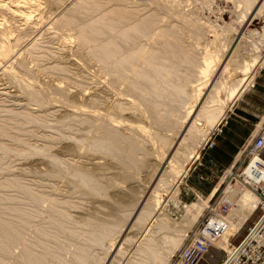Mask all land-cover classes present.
<instances>
[{
  "label": "rangeland",
  "instance_id": "obj_1",
  "mask_svg": "<svg viewBox=\"0 0 264 264\" xmlns=\"http://www.w3.org/2000/svg\"><path fill=\"white\" fill-rule=\"evenodd\" d=\"M5 1L8 7L0 8V31L3 29L0 32L3 36L0 41H2L1 44L4 42V45L0 46V264H27L24 259L27 252L35 253L34 255L37 258L44 261H42V264H69V262L70 264H109L113 261H117L115 264H132L134 261L131 262V259L135 256L136 245L138 244L136 240L140 239L138 236L140 235V229L133 227V224L138 212L145 205V201L150 207L153 206L154 200L149 198H151L152 190L156 186L155 183L158 182L157 179L162 173L163 175L167 173L164 177L167 178L169 187L166 191V185L163 184V187L159 186L160 189L158 187L155 193L164 212L171 216V220L176 223V229H180L176 232L182 236L181 243L170 254L171 256L168 257L165 264H168L182 243H192L193 234L196 231L194 229L201 221L202 224L205 223L210 212L219 211V217L229 220V217H231L229 215L235 210V202L233 201L235 192L243 187L250 189L249 186L243 184V176L245 175L244 178L246 177L245 179L251 180V182L255 180L253 177L248 178L249 175H247L245 169L252 162L251 158L253 159L254 155L249 148L255 138L260 135L264 136V128L261 127L259 131H255L251 139H247L248 143L244 148L245 150L238 160L229 166L222 167L210 156V152H212L215 140L220 135L223 125L236 102L249 88L254 87L256 77L264 69V59L253 68L252 74H248L246 80L239 85L240 89L243 88L242 94L229 103V108H225L226 112L222 116L223 118L217 123L218 125H215L216 127H212L214 129L207 128L208 126L205 125L204 120H199L196 125L200 129L205 128V134L204 137L201 134V137L199 135L194 138V134L192 136L191 134L188 135L186 128L192 117H194L193 113L198 112L201 103L207 96L210 90L209 84L212 81L219 79L222 82L223 80L225 85L230 86L242 77L240 70L242 62L247 61L251 54L264 55V18L262 19L264 9L261 13L262 17L259 16L260 14L255 15L258 6L264 0H256L252 9L249 12L246 11L245 19L241 17L245 15L243 13L246 10L244 0L242 3L241 0ZM27 1L29 4H26ZM78 1H82L83 4L78 3ZM87 2L91 5L88 6ZM17 5L19 9L16 8ZM122 7L123 9H121ZM119 8L120 10H118ZM17 10L18 12H16ZM23 12L24 14H22ZM26 12L29 15L31 14L27 21L23 17L27 15ZM114 12L116 14L118 12V15L115 16ZM119 14H122L121 18ZM68 15L71 18L69 21L72 22H69L70 24L67 23ZM124 16L126 18L123 20L122 17ZM65 17L66 21L64 20ZM97 17H101L99 20L102 19L100 21L104 20L106 23L110 22L112 18L114 22L119 20V22L124 23H119L121 27L133 25L135 22L138 24L141 19L142 21L149 20L145 22L147 28L143 26L144 23L142 22V28L144 27L145 30L135 40L131 39V43L116 38L119 41L117 43L123 45V48L124 46L127 47V49L122 50L124 54L136 50V48L139 49V47L145 50L148 47L150 48L148 49L155 56L154 60L157 63L161 61L160 64H164L162 67L166 66V69L168 68L167 70L171 72L170 78L167 77L168 79L166 78V81H164V83L167 82L162 90L164 92L167 89L164 93L171 92L172 88L169 83H172V81L178 82L177 80H179L184 82L182 83L184 85L187 83L186 90L192 96V86L203 85L204 90L196 107L190 114L191 116L189 115L186 118V114L190 109L189 106L195 102V96L192 97L190 94L184 96L182 94L174 97L175 95L172 96L170 93L169 98L166 97L167 95L163 98L164 93L162 95L159 93L156 96L154 95V98L150 97L153 101H159L160 103L163 99V102L167 99V103L164 102L166 105H163V103L162 105L167 108L165 110H168V108L173 109L176 122L174 118L167 117L166 113L170 110L161 111L166 112L161 116V113L151 111L152 101H147V103L151 102L147 105L146 100H143L144 93L139 87L147 89L145 88L147 83L144 82L146 80L138 81L139 79L131 75L129 71L124 75L126 80H119L118 77H115L116 74L112 75L115 71L110 73L102 68V65L93 56L94 52L91 51L93 43L96 44L97 40L99 41L102 37H99L97 33V35L95 33L90 34L93 37L89 35L91 44L88 42V45H85L87 42L82 44L85 41L82 40L81 43L82 38H79L81 36L79 33L83 30L80 31V28L87 29L91 22H93L91 24L93 26V19L99 21ZM62 19L67 26L62 23ZM86 22L89 23L88 26H82ZM163 31H165L164 35L167 36L160 34ZM104 35L100 36H103V40L105 37L106 40L108 36H115L116 34L106 30ZM162 37H165L164 39L167 42ZM101 41L100 39L97 43H102ZM89 45L92 46L89 47ZM121 49L119 50L120 53ZM218 49H221L220 53L224 54L222 57L220 56L215 72L211 75L212 78H209L210 81L207 84L198 73V67L201 61L209 56L205 54L206 52L214 55L219 53ZM147 52L150 55L149 51ZM160 52L161 54H159ZM226 64L229 66L228 70H222ZM147 67L148 65L145 62L140 64V70L143 72L149 71L150 68L147 69ZM135 83L138 84V91L135 90L137 87L135 89L131 87V84L135 86ZM205 83L207 84L206 87ZM120 93L123 95L122 97ZM224 94V91H220V96L224 97ZM140 102L145 106L147 105L146 111H150L147 119L140 116V110L135 111L137 103ZM134 105L136 109L133 108ZM78 106H81L80 108L84 106L87 110L85 112L76 110V108H79ZM120 106L124 110L119 109ZM110 107L114 111H110ZM107 109L109 110L107 111ZM115 111L116 114L113 113ZM164 115H167L166 117L169 120ZM169 115L171 114L169 113ZM136 123L144 125L147 129L149 128L148 130L158 145L150 141V136L148 138L139 129H136ZM157 134L167 136L166 138L170 137L168 141L171 140L173 144L170 152L162 159L160 158L164 150L160 145ZM186 136L191 140L187 138L184 144L182 143L180 146L182 151L179 152L187 151L188 148L186 147H193L196 144L194 147H197L195 150L199 151V156L196 159L190 157L186 160L184 165L185 167L188 166L187 171L179 173L180 170L171 168L169 160L178 147V143ZM92 138L95 141L96 139L109 138L114 143V147L109 150L93 149V146H90L93 143ZM195 139L199 141L196 140V143L194 142ZM85 144L90 147H83ZM184 146L186 147L184 148ZM34 147L38 148L34 149ZM262 150L259 153L262 162L259 163L264 166V159L261 157ZM238 151L237 149L234 155ZM79 156L80 158H78ZM50 163L52 164L50 165ZM78 169L90 172L94 178V184L85 186L78 179L73 178L72 173L79 171ZM242 173L244 174L242 175ZM252 191L255 193L257 203L250 210L247 217L242 219L241 225L238 223L236 231L228 243V250L214 246L216 242L221 240L222 234H220L215 242L207 248L200 259V264H222L227 257L226 255L229 254L228 251H231L246 235L249 226L258 218L261 210L258 194L254 190ZM226 198L231 199V204ZM202 201H205L206 205H204L203 210L194 222L189 223L188 214L184 207ZM237 211L241 210L238 209ZM236 216H239V214ZM204 217H206L205 220H203ZM254 217V221L249 224ZM6 218L9 222H6ZM234 219H237V217ZM171 225L175 227L173 223ZM4 226L10 230L11 234H22H18L19 238L11 241L4 234ZM243 226L244 231L247 227L245 233L242 237L234 239ZM221 227L222 225H220ZM102 228L107 229V235L109 236L106 235L101 243L95 241V238L91 240V232ZM163 228H161L162 232L161 229H159L160 231L157 230L158 232L155 230L153 235L158 233L155 237L160 234L163 237V235L170 234L169 231H172L167 226ZM128 238L131 241H128ZM113 239H116V244L111 248L110 242ZM158 239L160 240L159 237ZM123 240H126V242ZM41 242H43V245H41ZM119 246L123 248L122 251L125 250L124 253L121 252L123 255L116 253ZM158 246L161 248L166 247L165 243L164 245L158 244ZM74 253L78 255L75 257L76 254L73 255ZM54 254H57V256L55 255L57 259ZM116 254L118 258H116ZM73 256L75 259L72 258ZM79 257H82L81 259H85V261L82 262L81 259H78ZM66 260L68 261L66 262ZM147 264H152V262L149 261Z\"/></svg>",
  "mask_w": 264,
  "mask_h": 264
},
{
  "label": "bare ground",
  "instance_id": "obj_2",
  "mask_svg": "<svg viewBox=\"0 0 264 264\" xmlns=\"http://www.w3.org/2000/svg\"><path fill=\"white\" fill-rule=\"evenodd\" d=\"M1 2H0V8H2V7H4V6H7L6 5V1L4 2V0H0ZM23 1V0H22ZM30 1V0H29ZM35 1V0H34ZM87 1V0H86ZM86 1H85V3H86ZM152 1V0H151ZM255 1L256 0H244V5H245V7H246V10H245V12L243 13V14H245V15H242L241 17L242 18H244L245 16H246V13L247 12H249L251 9H252V7L255 5L254 3H255ZM77 2V1H76ZM79 2H81V4H83L82 3V1H78V3ZM239 3H240V1H238ZM243 2V0H241V3ZM12 3H14L13 1H12ZM19 3V2H18ZM22 3V2H21ZM28 3V1L26 2V4ZM32 3V2H31ZM88 3V2H87ZM166 3V2H165ZM25 4V3H24ZM29 4V3H28ZM186 4V3H185ZM238 4V3H237ZM258 5H259V3H257ZM19 5V4H18ZM17 5V9H19L18 6ZM23 5V4H22ZM31 5V4H30ZM77 5V4H76ZM88 6H90L91 4H87ZM94 5V4H93ZM155 5V4H154ZM239 5V4H238ZM242 5V4H241ZM16 6V5H15ZM115 6V5H114ZM164 6H166V5H164ZM168 6V5H167ZM240 6V5H239ZM243 6V5H242ZM8 7V6H7ZM14 7V6H13ZM27 7V6H26ZM33 7V6H32ZM80 7H82L83 8V6H81L80 5ZM116 7V6H115ZM76 8H77V6H76ZM112 8V7H111ZM178 8V7H177ZM3 9V8H2ZM9 9V8H8ZM11 9V8H10ZM13 9H15V8H13ZM12 9V10H13ZM28 9V8H27ZM78 9V8H77ZM81 9V8H80ZM88 9V8H87ZM121 9H123V7L121 8ZM167 9V8H166ZM165 9V10H166ZM263 9H264V1L262 2V4H260V6H258V10H257V13L255 14L256 16L257 15H259V16H261L262 14V12H263ZM35 10V9H34ZM70 10V9H69ZM89 10V9H88ZM92 10V9H91ZM118 10H120V8L118 9ZM129 10V9H128ZM161 10V9H160ZM169 10H170V8H169ZM172 10V9H171ZM26 11V10H25ZM76 11V10H75ZM79 11V10H78ZM108 11V10H107ZM112 11H113V9H112ZM122 11V10H121ZM120 11V12H121ZM247 11V12H246ZM12 12V11H11ZM16 12H18V10L16 11ZM22 12V11H21ZM20 12V13H21ZM28 12V11H27ZM26 12V13H27ZM31 12V11H30ZM52 12V11H51ZM72 12V11H71ZM169 12V11H168ZM15 13V12H14ZM109 13V12H108ZM111 13H113V12H111ZM115 13V12H114ZM128 13V12H127ZM253 13V12H252ZM22 14H24V12L22 13ZM84 14V13H83ZM101 14H103V13H101ZM110 14V13H109ZM179 14H180V12H179ZM18 15H19V13H18ZM31 15V14H30ZM29 13H27V15H24L23 17L25 18V20L27 21L28 19H29ZM64 15V14H63ZM80 15V14H79ZM105 15V14H104ZM108 15V14H107ZM116 15H118V12H117V14L115 13V16ZM120 15V18H121V16H122V14H119ZM186 15V14H185ZM254 15V16H255ZM72 16V15H71ZM77 16V15H76ZM151 16H152V14H151ZM176 16V15H175ZM263 16V15H262ZM261 16V17H262ZM63 17V16H62ZM119 17V16H118ZM147 17V16H146ZM154 17V16H153ZM174 17V16H173ZM179 17V16H178ZM240 17V18H241ZM250 17V16H249ZM59 18H61V17H59ZM98 18V20H99V18H101V17H97ZM123 18V20H124V18H126L125 16L124 17H122ZM145 18V17H144ZM167 18V17H166ZM187 18H189V17H187ZM242 18H241V20H242ZM254 18H256V17H254ZM264 17H262V19H263ZM64 19V18H63ZM63 19H62V21H63ZM69 19H71L70 17H69V15H68V17H67V20H68V22L67 23H69V22H71V21H69ZM72 19H73V16H72ZM93 19V18H92ZM91 19V20H92ZM96 19V18H95ZM105 19V18H104ZM113 19V18H112ZM111 19V20H112ZM128 19V18H127ZM126 19V20H127ZM130 19V18H129ZM141 19V18H140ZM190 19V18H189ZM245 19V18H244ZM65 21H66V17H65V19H64ZM100 20H102V19H100ZM97 21V19L96 20H94L93 19V21H94V24H93V26L91 25L93 22H91V24H89V23H87L86 22V24L84 23V24H82V26H88L87 24H89V26H88V28L86 29V28H84V27H81L80 25V31H81V33H79L81 36L79 37V35H78V37L81 39V43H82V40L83 41H85L84 43H82V44H85L86 42V44L85 45H88L89 43L88 42H90V44H91V41H89V40H91L90 39V36L92 35V34H94L95 33V35H99V37H102V38H100L102 41V43H97V42H99L100 41V39H99V41L97 40V42H96V44H94L93 42V46L92 45H89V47H91L92 46V50L90 49V48H88V49H90L91 51H93L92 53H93V56L97 59H95L97 62H99L101 65H102V68H104V69H106V70H108L110 73L111 72H114V73H112V75L114 74H116L115 75V77H118L119 78V80H123V79H125L126 80V76H124V75H126L125 73H127V71H129L130 72V74L131 75H134V77L135 78H138L139 80L138 81H142V79L143 80H146V81H144V82H146L147 83V86L145 87V88H147V89H144L143 87L141 88V87H139V89L141 90V91H143V93H144V98H143V100H146L145 102L147 103V101H152L153 103H151V105H152V109H151V106L149 105V107H150V109H151V111L153 112L154 111V113H161V116H163V114H165L166 112H161V111H168V110H170V111H168L171 115H169V113L167 112L166 114L168 115H166L167 117H171V119L172 118H174V117H176L174 114H175V112L174 111H172L171 109H169L168 108V110H165V109H167V108H164V106L163 105H166V101H167V99H166V101H164V102H166L165 104H164V102H163V98H165V96L166 97H168L169 98V94L170 95H172V96H174V97H178V96H176V95H188V94H190L189 93V91L188 90H186V87H187V85L185 86L184 84H182V83H184V82H180L179 80H177L178 82H173L172 81V83L170 82L169 84L171 85V92L169 91V92H167V93H164L167 89H165V91L164 92H162V90H163V88H165L164 87V84L165 83H167V82H165L164 83V81H166L165 79L167 78V77H169V75L171 74V72H169L167 69H166V66L165 67H162V65H164V64H160L161 63V61L157 58V60H159L160 61V63L158 62H156L154 59H155V56L152 54V53H150V48L148 49L147 48V46H146V50L147 51H149V53H150V55L148 54V52L144 49V48H141V47H139V49L138 48H136V50L134 49H132L133 51H131V52H129V51H127V52H129V53H127V54H124V53H122V50L124 49V48H126L127 49V47H125L124 46V48H123V45H121L120 43H117V42H119L118 40H116V38H120L122 41H124L125 40V42H127V43H129V41L131 40V39H133V40H135L136 39V37L138 36V35H141L142 34V31H144L145 29H144V27L142 28V22L144 23L143 24V26H145V28H147L146 27V21H149V20H146V21H142V19H141V22L139 21L138 22V24L140 25H138V24H136V22H135V24L133 23V25L131 26H126V27H121V24H124L123 22L121 23V22H119V20H115V22L112 20H110V22L108 21L107 23L106 22H104V20L103 21ZM264 20V19H263ZM57 21H58V19H57ZM65 21H63L62 23H64V24H66L65 23ZM96 21V22H95ZM194 21V20H193ZM196 21V20H195ZM243 21V20H242ZM246 21H248L247 19H246ZM77 22H79V21H77ZM89 22V21H88ZM72 23V22H71ZM119 23H121V24H119ZM149 23V22H148ZM147 23V24H148ZM173 23V22H172ZM70 24V23H69ZM150 24V23H149ZM189 24V23H188ZM11 25V24H10ZM63 25V24H62ZM90 25H91V27H90ZM135 25H137V26H135ZM177 25V24H176ZM66 26H67V24H66ZM74 26V25H73ZM154 26V25H153ZM90 27V28H89ZM191 27H192V25H191ZM152 28V27H151ZM150 28V29H151ZM238 28V27H237ZM1 29V28H0ZM71 29V28H70ZM74 29V28H73ZM84 29H86V30H84ZM142 29V30H141ZM106 30H109L110 32H112V33H115L116 35L115 36H108L107 38H106V40H105V37H104V40H103V36H100V35H104L105 34V31ZM148 30H149V26H148ZM3 31V29L0 31V32H2ZM78 31H79V29H78ZM84 31V32H83ZM155 31V30H154ZM170 31V30H169ZM203 31V30H202ZM248 31V30H247ZM5 32V31H4ZM3 32V33H4ZM8 32H10V31H8ZM7 32V33H8ZM165 31H163V33L161 32L160 34H162L163 36H167V35H164L165 33H164ZM171 32V31H170ZM199 32V31H198ZM11 33V32H10ZM97 33V34H96ZM145 33V32H144ZM151 33V32H150ZM166 33H168L167 31H166ZM174 33V32H173ZM62 34H63V32H62ZM91 34V35H90ZM159 34V35H160ZM213 35H214V33H212ZM249 34H251V33H249ZM68 35V34H67ZM90 35V36H89ZM145 35V34H144ZM171 35V34H170ZM245 35V34H244ZM247 35V34H246ZM0 38H2L3 36H2V34L0 33ZM4 36L6 37L7 35H6V32L4 33ZM105 36V35H104ZM146 36V35H145ZM148 36V35H147ZM154 36V35H153ZM241 36V35H240ZM4 37V38H5ZM91 37H93V36H91ZM168 37H170V36H168ZM176 37V36H175ZM151 38H153V37H151ZM157 38V37H156ZM161 38V37H160ZM159 38V39H160ZM163 39L165 38V37H162ZM167 38V37H166ZM178 38H180V37H178ZM6 39V38H5ZM19 39H20V37H19ZM124 39V40H123ZM129 39V40H128ZM158 39V40H159ZM174 39V38H173ZM219 39V38H218ZM1 40H3V39H1ZM7 40V39H6ZM75 40V39H74ZM165 40V39H164ZM163 40V41H164ZM229 40V39H228ZM243 40V39H242ZM241 40V41H242ZM8 41V40H7ZM161 41V40H160ZM166 41V40H165ZM1 42L2 41H0V46L2 47L3 45H4V42L1 44ZM80 42V41H79ZM78 42V43H79ZM156 42V41H155ZM158 42V41H157ZM167 42V41H166ZM179 42V41H178ZM213 42H215V41H213ZM18 43V42H17ZM130 43H131V41H130ZM162 43V42H161ZM163 43H165V42H163ZM120 44V45H119ZM238 44V43H237ZM241 44V43H240ZM119 45V46H118ZM167 45V44H166ZM172 45V44H171ZM171 45H170V47H171ZM239 45V44H238ZM78 46V45H77ZM152 46V45H151ZM163 46V45H162ZM169 46V45H168ZM179 46H180V44H179ZM226 46V45H225ZM121 49V53H120V49ZM142 47H144L143 45H142ZM223 47V46H222ZM257 47V46H256ZM175 48V47H174ZM237 48V47H236ZM236 48H235V50H236ZM80 49H81V47H80ZM152 49H153V47H152ZM172 49V48H171ZM222 49V48H221ZM221 49L219 50V53L218 54H210V53H208V52H206L205 54H208L209 56L207 57V58H204L202 61H201V64H200V66L198 67V73L201 75V78H203L205 81H206V83L207 84H209L208 82L210 81L209 80V78H212L211 77V75L215 72V69H216V64L218 63V60H219V58H220V56L222 57L223 56V54L224 53H220V51H221ZM254 49H256V48H254ZM31 52V51H30ZM147 52V53H146ZM126 53V52H125ZM215 53V52H214ZM87 54V53H86ZM152 54V55H151ZM159 54H161V52L159 53ZM158 54V55H159ZM157 55V54H156ZM157 55V56H158ZM168 55H169V53H168ZM180 55V54H179ZM178 55V56H179ZM50 56V55H49ZM52 56V55H51ZM154 56V57H153ZM156 56V57H157ZM164 56V55H163ZM170 56V55H169ZM249 56V55H248ZM167 57V56H166ZM181 57V56H180ZM159 58H161V57H159ZM168 58V57H167ZM233 58V57H232ZM165 59V58H164ZM242 59V58H241ZM248 59V58H247ZM247 59H245V60H247ZM264 59V55H256V54H251L250 55V57H249V59L247 60V61H244L243 59V61L244 62H242V65H241V67H240V70H241V72H242V77L239 79V80H237L236 81V83H234V84H232V85H230V86H227V85H225V83H224V81L222 80V82L219 80V79H216L215 81H212L211 82V84H209L210 85V90H209V92L207 93V96L205 97V99L203 100V102L201 103L202 105L200 106V108L199 107H197V108H199L198 109V112H194L193 114H194V117H192V119H191V121H190V123L188 124V127L186 128L187 129V133H188V135L189 134H191V136H192V134H194V138H195V136H199L200 135V137H201V134H202V137H204V134H205V131H204V129H200V127L199 126H197L196 124H197V122L199 123V120H204V122H205V125L207 124V128H212V127H214L215 125H218L217 123H219V121H220V119L221 118H223L222 116L223 115H225L224 113L226 112V110H225V108H229V103L230 102H232L233 101V99L235 98V97H237L238 95H241L242 93V89H240L241 87L239 86L242 82H244L245 80H246V77H247V75L248 74H250L251 72H252V70H253V68L261 61V60H263ZM162 60H163V58H162ZM171 60V59H170ZM184 61V60H183ZM146 63V65H148V67H147V69H149V71H147V72H143L142 70H140V64L141 63ZM163 62H164V60H163ZM198 62V61H197ZM262 62V61H261ZM165 63V62H164ZM169 63H170V61H169ZM199 63V62H198ZM17 64V63H16ZM223 64V63H222ZM241 64V63H240ZM57 65V64H56ZM177 65V64H176ZM139 66V67H138ZM232 66V65H231ZM235 66V65H234ZM171 67V66H170ZM228 64H226L225 66H224V68L222 69V70H228ZM59 68V67H58ZM59 69H61V68H59ZM176 69V68H175ZM221 69V68H220ZM152 70V71H151ZM169 70H170V68H169ZM101 71H103V70H101ZM105 71V70H104ZM146 71V70H145ZM152 73H151V72ZM95 72V71H94ZM99 72V71H98ZM254 72V71H253ZM13 73V72H12ZM102 73H104V72H102ZM173 73V72H172ZM15 74V73H14ZM197 74V73H196ZM198 74V75H199ZM252 74V73H251ZM171 76V75H170ZM173 76H174V74H173ZM193 76V75H192ZM29 77V76H28ZM97 77H99V76H97ZM109 77V76H108ZM195 77V76H194ZM200 77V76H199ZM16 78V77H15ZM20 78V77H19ZM24 78V77H23ZM101 78V77H100ZM122 78V79H121ZM131 78V77H130ZM170 78V77H169ZM200 78V79H201ZM25 79V78H24ZM97 79V78H96ZM99 79V78H98ZM103 79V78H102ZM108 79V78H107ZM168 79V78H167ZM175 79H178V78H175ZM194 79V78H193ZM106 80V79H105ZM125 80H124V82H125ZM130 80V79H129ZM172 80V79H171ZM197 80V79H196ZM247 80H248V78H247ZM110 81V80H109ZM127 81H128V79H127ZM127 81L125 82V83H127ZM132 81V80H131ZM140 81V82H141ZM168 81H170V80H168ZM251 81V80H250ZM103 83H104V81H102ZM106 82H108V81H106ZM105 82V83H106ZM112 82V81H111ZM128 82H130V81H128ZM133 82V81H132ZM135 82V81H134ZM248 82H249V80H248ZM131 83V82H130ZM143 83V82H142ZM205 83V87L207 86V84ZM250 83V82H249ZM99 84V83H98ZM136 85L134 86L133 84H131L132 86V88H136L137 86H138V84L137 83H135ZM246 86H248L246 83H244ZM107 85H108V83H107ZM111 85V84H110ZM127 85V84H126ZM144 85V84H143ZM146 85V84H145ZM134 86V87H133ZM169 86V85H168ZM107 87H109V86H107ZM111 87V86H110ZM115 87V86H114ZM170 87V86H169ZM189 87V86H188ZM193 87V96L192 97H194L195 96V102H194V104L192 103L191 104V106H189V111L187 112V114H186V118L187 117H189V115L193 112V109H194V107H196V105H197V102L199 101V98H200V96H201V93H202V91L204 90V88H203V85H196V86H192ZM245 87V86H244ZM129 88V87H128ZM239 88V89H238ZM189 89V88H188ZM191 89V88H190ZM80 90V89H79ZM85 90V89H84ZM113 90V89H112ZM116 90V89H115ZM136 91H138V87H137V89H135ZM139 90V91H140ZM114 91V90H113ZM120 91V90H119ZM220 91H224L225 92V94H224V97H222V96H220ZM116 93V92H115ZM159 93H161V95L163 94V100L161 101L162 103H163V105H162V103H160L159 101H153L152 100V98H154V95L156 96V95H158ZM86 94V93H85ZM114 94V93H113ZM124 94V93H123ZM141 94V93H140ZM116 95V94H115ZM114 95V96H115ZM120 95H121V97L123 96L121 93H120ZM161 95H159V96H161ZM137 96V95H136ZM139 96H142V95H139ZM152 96V98H150ZM184 96H182V97H184ZM79 97H82V96H79ZM181 97V96H180ZM186 97H189V96H186ZM89 98V97H88ZM189 98H191V97H189ZM204 98V97H203ZM51 99V98H50ZM101 99V98H100ZM129 99V98H128ZM171 99V98H170ZM169 99V100H170ZM81 100V99H80ZM172 100V99H171ZM117 101V100H116ZM133 101H135V100H133ZM188 101V100H187ZM103 102V101H102ZM114 102H115V99H114ZM66 103V102H65ZM113 103V102H112ZM116 103H119V102H116ZM131 103V102H130ZM135 103V102H134ZM149 102L147 103V105L148 104H150ZM101 104V103H100ZM120 104V103H119ZM119 104H117V105H119ZM123 104V103H122ZM184 104V103H183ZM110 105V104H109ZM114 105V104H113ZM135 105H136V103H135ZM135 105H134V107L133 108H135ZM147 105L145 106L144 104H141V102L140 103H137V109L135 110V111H137V110H140V116H143V117H145V119H147V117H148V114L150 113V111H146V107H147ZM167 105H169V104H167ZM189 105V104H188ZM200 105V104H199ZM126 106V105H125ZM77 107V106H76ZM75 107V108H76ZM79 108H76V110H80V111H82V112H85L86 110H85V108H84V106H83V108H80L81 106H78ZM104 107V106H103ZM167 107V106H166ZM169 107V106H168ZM176 107V106H175ZM174 107V108H175ZM184 107V106H183ZM73 108V107H72ZM111 108V107H110ZM127 108V107H126ZM131 108V107H130ZM129 108V109H130ZM196 108V109H197ZM89 109V108H88ZM105 109V108H104ZM117 109H118V107H117ZM119 109H121V110H124V109H122V107L120 106L119 107ZM195 109V110H196ZM75 110V111H76ZM91 110V109H90ZM96 110V109H95ZM109 109H107V111H108ZM131 110H133V109H131ZM178 110V109H177ZM92 111V110H91ZM110 111H114V110H112V108L110 109ZM134 111V110H133ZM134 111V112H135ZM160 111V112H159ZM93 112V111H92ZM91 112V113H92ZM99 113V112H98ZM102 114H103V112H101ZM113 113H117L116 111L115 112H113ZM130 113V112H129ZM137 113V112H136ZM112 114V113H111ZM135 114V113H134ZM177 114V113H176ZM99 115H100V113H99ZM105 115V114H104ZM159 115V114H158ZM178 115V114H177ZM97 116H98V114H97ZM108 116H109V114H108ZM132 116V115H131ZM135 116V115H134ZM165 116V115H164ZM165 116V117H166ZM191 116V115H190ZM70 117H72V116H70ZM76 117V116H75ZM105 117H107L106 115H105ZM111 117V116H110ZM109 117V118H110ZM129 117V116H128ZM158 117V116H157ZM166 117V119H168ZM183 117V116H182ZM182 117H180V118H182ZM108 118V117H107ZM114 118V117H113ZM117 118V117H116ZM140 118V117H139ZM162 118V117H161ZM75 119V118H74ZM165 119V118H164ZM170 119V120H171ZM176 118H174V120H175ZM179 119V118H178ZM65 120V119H64ZM113 120V119H112ZM118 120V119H117ZM163 120V119H162ZM169 120V119H168ZM173 120V121H174ZM110 121V120H109ZM166 121V120H165ZM164 121V122H165ZM176 121V120H175ZM118 122V121H117ZM123 122V121H122ZM121 122V123H122ZM177 122V121H176ZM125 123H126V121H125ZM125 123H123L124 125H125ZM179 123V122H178ZM127 124V123H126ZM131 124V123H130ZM137 124V123H136ZM167 124V123H166ZM170 124V123H169ZM180 124V123H179ZM128 125V124H127ZM133 125H135V124H133ZM168 125V124H167ZM68 126H69V124H68ZM130 126V125H129ZM173 126V125H172ZM134 127V126H133ZM163 127V126H162ZM169 127H170V125H169ZM216 127V126H215ZM68 128V127H67ZM80 128V127H79ZM173 128V127H172ZM136 129H139V131L140 132H142L143 133V135H145L146 137H148L149 138V136H150V141H152V143H154V144H157L156 143V141H155V139H154V137L152 136V134L150 133V131L144 126V125H142V124H137L136 125ZM155 129V128H154ZM212 129H214V128H212ZM76 130V129H75ZM74 130V131H75ZM77 131V130H76ZM171 131V130H170ZM204 131V132H203ZM84 132H86V131H84ZM89 132V131H88ZM201 132H203V133H201ZM158 133V132H157ZM89 134V133H88ZM54 135V134H53ZM62 135V134H61ZM158 135V134H157ZM177 135H178V133H177ZM116 136V135H115ZM135 136V135H134ZM159 136V135H158ZM157 136V137H158ZM261 137H262V142H261V146L260 147H258V148H254L253 150H251V153L252 154H254L253 155V159L251 158V160H252V162L250 163V165L247 167V169H245V172L247 173V175H249L248 176V178L249 177H253V178H255V180H253L252 182H251V180H246L245 178H244V176H243V184H245L246 186H249L250 187V189H248V188H246V187H243L241 190H239V191H236L235 192V195H233V196H235V199L233 200L235 203V210L233 211V213L231 214V215H229V216H231V217H229V220L228 219H225V218H221V217H219L220 216V213H219V211L218 212H214V211H212V212H210V215H209V217H211V216H214V217H211V218H207V220L205 221V223H204V225H206L205 227H209L210 228V232H209V234H207V235H205V236H201V234L198 232V231H195L194 232V239H193V241H192V243H194V241H198L202 246H204V249H203V251L201 252V254H200V256L198 257V259H197V261H196V264H200L199 262H200V259L203 257V255H204V253L206 252V250H207V248L209 247V246H211L212 244H213V242H215V240L219 237V235L220 234H222L221 235V240L220 241H218V242H216V244H214V246H216V247H219V248H223V249H225V250H228V243H229V241H230V238L234 235V233H235V229H236V227H237V225H238V223L240 224V222L242 221V219L244 218V217H247V215H248V213L250 212V210L251 209H253L254 208V206H255V204L257 203V198H256V196H255V193L252 191V190H254L257 194H258V198H259V202L262 204L261 205V210H260V214H259V216H258V218L254 221V223H252L250 226H249V229H248V232L246 233V235L242 238V240L231 250V251H228L229 252V254L228 255H226L227 257V259H229V258H231V260L233 259V261H234V258H236L235 257V255L239 252V251H242L243 250V248H244V246H245V244L244 243H250L251 241H253V240H255V243H258V242H260V243H263V240H262V237H261V234H259V228L261 227V225H262V220L264 219V201L262 202V199L260 198V193H259V191L257 190V186H261V188H262V190H264V170H261L262 168L264 169V166H262L259 162H262V160L259 158V153H260V151L263 149V146H264V136H262V135H260ZM64 137V136H63ZM70 137V136H69ZM72 137H74L73 135H72ZM167 136H159L158 137V140H159V142H160V145H161V147L163 148V150H164V153H163V151H162V156H161V158L160 159H162V158H164V156H166L167 155V153L168 152H170V148L172 147V141L170 142V141H168V138H170V137H168V138H166ZM187 138L189 139V137H184V138H182V140H181V142L180 143H178V147L176 148V150H175V152H174V154L172 155V157H171V159L169 160L170 161V165H171V168L173 169V170H180V172L179 171H177V172H179V173H181V171L182 172H186L187 171V167H185V165H184V162L186 161V160H188L190 157H191V159H196L198 156H199V151H196L195 150V148H197V147H194V146H196V144L193 146V147H191V146H188V147H186V146H184V148L186 147V148H188V150L187 151H185V150H183V152L182 153H180L179 151L181 150L180 149V146L182 145V143L184 144V141L185 140H187ZM193 138V137H192ZM76 140H77V137L75 138ZM82 139H84V138H82ZM86 139V138H85ZM96 139V138H95ZM100 139V138H99ZM181 139V138H180ZM98 139H96V141H97ZM189 140H191V139H189ZM196 140H198V139H195V141L194 142H196ZM202 140V139H201ZM79 141V140H78ZM91 141L93 142L92 144H90V146L92 145L93 146V149H96V148H98V149H101V150H109L111 147L113 148L114 147V143H112L111 141V139H109V138H106V139H100V140H98L97 142L92 138L91 139ZM174 141V140H173ZM199 141V140H198ZM81 142V141H80ZM89 142H90V140H89ZM147 142V141H146ZM193 142V143H194ZM91 143V142H90ZM186 143V142H185ZM197 143V142H196ZM81 144V143H80ZM146 144V143H145ZM85 145H87V144H85ZM83 146V147H88L89 145H87V146ZM158 145V144H157ZM89 146V147H90ZM154 146V145H153ZM30 147V146H29ZM54 147V146H53ZM88 147V148H89ZM155 147V146H154ZM191 147V148H190ZM38 148V147H37ZM37 148H35L34 147V149H37ZM72 148V147H71ZM182 148V147H181ZM92 149V148H91ZM118 149V148H117ZM83 150V149H82ZM81 150V151H82ZM89 150V149H88ZM112 151V150H111ZM182 151V150H181ZM241 153V152H240ZM161 154V153H160ZM164 154V155H163ZM169 155V154H168ZM180 155V156H179ZM52 156V155H51ZM49 157V156H48ZM103 157V156H102ZM119 157V156H118ZM169 157V156H168ZM182 157V158H181ZM78 158H80V156L78 157ZM53 159V158H52ZM64 159V158H63ZM82 159V158H81ZM121 159V158H120ZM58 160V159H57ZM79 160V159H78ZM82 160H84V159H82ZM102 161V160H101ZM138 161H140V160H138ZM149 161V160H148ZM53 163V162H52ZM52 163H50V165L52 164ZM73 163V162H72ZM147 163H149V162H147ZM155 163V162H154ZM66 164V163H65ZM69 164V163H68ZM67 164V165H68ZM78 164V163H77ZM80 164H82V163H80ZM54 165H55V163H54ZM79 165V164H78ZM91 165V164H90ZM57 166V165H56ZM52 167V166H51ZM58 167V166H57ZM88 167H89V164H88ZM78 168V167H77ZM83 168V167H82ZM82 168H79V169H82ZM86 168V167H85ZM261 168V169H260ZM78 169V170H79ZM88 169V168H87ZM86 169V170H87ZM49 172V171H48ZM60 172H62V171H60ZM165 172V171H164ZM49 173H51V172H49ZM53 173V172H52ZM56 173V172H55ZM71 173V172H70ZM169 173V172H168ZM95 174V173H94ZM122 174V173H121ZM167 174V173H166ZM165 174V175H166ZM171 174V173H170ZM244 173H242V175H243ZM56 175H58V174H56ZM70 175V174H69ZM72 175L74 176L73 178H75V179H78L80 182H82V184L83 185H85V186H90V185H92V184H94V178H93V176L91 175V173L90 172H88V171H82V170H79V171H75V172H73L72 173ZM165 175H163V173H162V175H160V177L157 179L158 180V182L157 183H155L156 184V186H155V188H154V190H152V196H151V198H149V199H152V200H154V203H153V206H151L150 207V205H147V201H145L146 203H145V205H143V207H142V209L138 212V214H137V216H136V218H135V221H134V224H133V227H137V229L139 230L140 229V235H138L139 236V238L140 239H138V240H136V241H138V244L136 245V253H135V256H134V258L133 259H131V262H133L132 264H147L149 261L150 262H152V264H165L166 262H167V260H168V257L169 256H171L170 254L174 251V249L179 245V243H181L180 241H181V238H182V236L181 235H179V233H177L178 231H180V229H176L177 227L175 226V222L173 221V220H171V216H169L168 214H166L165 212H164V209H163V207L160 205V203H159V200L157 199V196H156V193H155V191L157 190V188L159 187V186H162L163 184H165L166 185V191H167V188L169 187L168 185L169 184H167V178L165 179ZM169 179V178H168ZM245 179V180H244ZM257 179H259V181H257ZM260 179H261V181H260ZM263 179V180H262ZM95 180H96V177H95ZM174 180V179H173ZM169 181V180H168ZM50 183V182H49ZM170 183V182H169ZM242 184V185H243ZM96 186V185H95ZM119 186V185H118ZM122 186V185H121ZM148 186V185H147ZM163 187V186H162ZM130 189V188H129ZM158 189H160V187L158 188ZM252 189V190H251ZM59 190V189H58ZM128 190V189H127ZM134 190V189H133ZM146 190V189H145ZM102 191V190H101ZM125 191V190H124ZM134 192V191H133ZM115 193V192H114ZM139 193V192H138ZM233 193H234V191H233ZM143 194V193H142ZM141 194V195H142ZM44 195V194H43ZM126 195V194H125ZM124 196V195H123ZM175 196V195H174ZM143 197V196H142ZM141 197V198H142ZM49 198V197H48ZM140 198V197H139ZM171 199V198H170ZM226 199H228L229 200V202H230V204H231V199L230 198H226ZM46 200V199H45ZM54 200V199H53ZM203 200V199H202ZM127 201V200H126ZM143 202H144V200H143ZM115 204V203H114ZM120 204V203H119ZM259 204V203H258ZM94 205V204H93ZM204 205H206L205 204V201H202V202H194L193 204H191V205H187V206H185L184 208L186 209V211H187V216H188V222L189 223H192V222H194V220L197 218V216L201 213V211L203 210V208H204ZM15 207V206H14ZM120 209V208H119ZM133 209V208H132ZM241 210V211H237V210ZM10 210V209H9ZM96 210V209H95ZM185 211V212H186ZM221 213H223V212H221ZM242 213H243V216H242ZM246 213V214H245ZM225 214V213H224ZM237 214H239V216H236ZM52 217V216H51ZM237 217V219L239 218L240 220H237V219H234V218H236ZM1 218V217H0ZM98 219V218H97ZM117 219V218H116ZM173 219V218H172ZM3 220H4V217H3ZM20 220V219H19ZM26 220V219H25ZM24 220V221H25ZM87 220V219H86ZM8 220H7V218H6V222H7ZM102 221V220H101ZM176 221V220H175ZM237 223H236V222ZM9 222V221H8ZM155 222V223H154ZM174 224V226L175 227H173L171 224ZM9 224V223H8ZM11 224V223H10ZM14 225V224H13ZM220 225H222V227L220 228ZM241 225V224H240ZM164 226H167V228H169V229H171L172 231H169L170 232V234H165L164 232V234L165 235H163V237H161L160 235H158V237L160 238V240L158 239V237L156 238L155 237V235H157L158 233V231H160L159 229H161V228H163ZM35 227V226H34ZM98 227V226H97ZM24 228V227H23ZM99 228V227H98ZM220 228V229H219ZM3 229H5V236L9 239V240H15V239H18L19 238V236H18V234H22V233H18V234H11V232H10V230L6 227V226H4L3 227ZM25 229V228H24ZM34 229V228H33ZM53 229V228H52ZM75 229V228H74ZM119 229V228H118ZM163 229H166V228H163ZM107 229H99V230H94V231H92L91 232V240H93L94 238H95V241H97L98 243L100 242L101 243V241H102V239L103 238H106V235H107V231H106ZM137 230V231H138ZM157 231L156 233L157 234H155V235H153V232L154 231ZM20 231V230H19ZM18 231V232H19ZM76 231V230H75ZM164 231V230H163ZM177 231V232H176ZM185 231V230H184ZM183 231V232H184ZM88 232V231H87ZM90 232V231H89ZM161 232H162V229H161ZM42 233V232H41ZM134 234V233H133ZM136 234V233H135ZM44 235H45V233H44ZM76 235V234H75ZM22 236V235H21ZM107 236H109V235H107ZM129 236V235H128ZM133 236V235H132ZM136 236V235H135ZM2 237V236H1ZM3 238V237H2ZM131 238V237H130ZM134 238V237H133ZM137 238V237H136ZM124 239H126V238H124ZM129 239V238H128ZM26 240H28L27 238H26ZM42 240V239H41ZM87 240V239H86ZM89 240V239H88ZM111 240H112V238H111ZM110 240V241H111ZM127 240V239H126ZM126 240H123V241H125L126 242ZM131 240H132V238H131ZM130 239L128 240V241H131ZM44 241V240H43ZM109 241V242H110ZM118 242V241H117ZM132 242H133V240H132ZM93 243V242H92ZM111 243V248H113L114 247V245L116 244V239H113V241H111L110 242ZM123 243V242H122ZM130 243V242H129ZM164 243H165V245H166V247H164V248H161V247H159L158 246V244L160 245V244H163L164 245ZM6 244V243H5ZM33 244V243H32ZM36 244V243H35ZM128 244V243H127ZM34 245V244H33ZM41 245H43V242H41ZM110 245V244H109ZM118 245V244H117ZM123 245H124V243H123ZM251 245V244H250ZM7 246V245H6ZM27 246V245H26ZM48 246V245H47ZM109 247V248H110ZM131 247H133V246H131ZM36 248H37V246H36ZM39 248V247H38ZM48 248V247H47ZM108 248V249H109ZM135 248V247H134ZM29 249H30V247H29ZM115 249H117V247H115ZM122 247L121 246H119L118 247V250L116 251V253L117 254H120L121 252H123L124 253V251H122ZM32 250V249H31ZM112 250V249H111ZM135 250V249H134ZM85 251V250H84ZM36 252V251H35ZM51 252V251H50ZM37 253V252H36ZM85 253V252H84ZM87 253V252H86ZM123 253H121L122 255H123ZM35 254V253H34ZM32 252H27L26 254H25V261H26V263L27 264H42V261H41V259H39V258H37V256H35ZM76 253H74L73 255H75ZM117 254H116V258H118L117 257ZM131 254H132V252H131ZM55 255L57 256V254H54V257H55ZM78 254H76L75 255V257L77 256ZM79 255H81L80 253H79ZM106 255H108V254H106ZM121 255V256H122ZM72 256V255H71ZM120 256V257H121ZM133 257V256H132ZM45 259H46V257H44ZM56 259H57V257H55ZM72 258H74V256L72 257ZM82 257H79L78 259H81ZM107 258V257H106ZM130 258V257H129ZM225 258V260H224V262H222V264H225V262L227 261V259ZM1 259V258H0ZM43 259V258H42ZM64 259V258H63ZM75 259V258H74ZM77 259V258H76ZM115 259V258H114ZM120 259V258H119ZM58 260H59V258H58ZM82 260V262H83V260L85 261V259H81ZM81 260H80V262H81ZM105 260V259H104ZM146 260V262H144ZM60 261V260H59ZM62 261V260H61ZM68 260H66V262H67ZM113 261V260H112ZM6 262V261H5ZM44 262V261H43ZM64 262H65V260H64ZM114 262V261H113ZM113 262H111V263H109V264H112ZM117 262V261H116ZM116 262H114V264L116 263ZM128 262H130V261H128ZM130 262V263H131ZM4 263V262H3ZM7 263V262H6ZM51 263V262H50ZM89 263V262H88ZM44 264V263H43ZM66 264V263H65ZM69 264H70V262H69ZM103 264V263H102ZM178 264H181V261H179L178 262Z\"/></svg>",
  "mask_w": 264,
  "mask_h": 264
},
{
  "label": "crops",
  "instance_id": "obj_3",
  "mask_svg": "<svg viewBox=\"0 0 264 264\" xmlns=\"http://www.w3.org/2000/svg\"><path fill=\"white\" fill-rule=\"evenodd\" d=\"M254 83V87L249 88L234 105L220 135L215 140L213 153L210 152V156L222 167L237 161L245 150L247 139H251L255 131H259L261 127L264 128V69L258 74ZM237 149L239 151L234 155ZM261 157L264 159V148ZM254 219L255 217L249 224ZM245 231L244 226L241 227L234 239L242 237Z\"/></svg>",
  "mask_w": 264,
  "mask_h": 264
},
{
  "label": "built area",
  "instance_id": "obj_4",
  "mask_svg": "<svg viewBox=\"0 0 264 264\" xmlns=\"http://www.w3.org/2000/svg\"><path fill=\"white\" fill-rule=\"evenodd\" d=\"M262 137L258 136L254 139L251 144L250 150L254 148H258L261 146ZM241 176V174H240ZM260 193V198L262 202L264 201V190H262L261 186L256 187ZM262 205V204H261ZM262 208V207H261ZM204 217L203 220H205ZM206 225L200 224L194 229L198 231L201 236H205L209 234L210 228ZM193 232V231H192ZM259 234H261L263 243H255V240L251 241L250 243H244L245 246L242 251H239L234 258L227 259L225 264H264V219L262 220V225L259 228ZM251 244V245H250ZM204 246H202L198 241H194V243H182V245L176 250L174 255L171 257L168 264H178L181 261V264H196L198 257L200 256L201 252L203 251Z\"/></svg>",
  "mask_w": 264,
  "mask_h": 264
}]
</instances>
